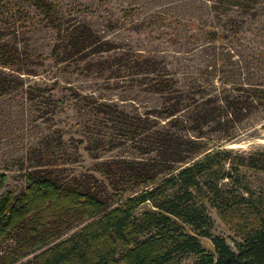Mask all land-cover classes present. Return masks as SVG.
<instances>
[{"label": "trees", "instance_id": "trees-1", "mask_svg": "<svg viewBox=\"0 0 264 264\" xmlns=\"http://www.w3.org/2000/svg\"><path fill=\"white\" fill-rule=\"evenodd\" d=\"M260 1L213 0L217 24L181 57L121 46L53 0H0V115L56 124L74 110L96 158L65 180L78 151L59 153L60 168L48 139L51 153L20 167L25 189L0 194V245L22 252L0 247V264H264V143L244 145L264 129V29L239 14ZM116 149L130 154L101 155ZM210 209L243 236L236 248L212 233Z\"/></svg>", "mask_w": 264, "mask_h": 264}, {"label": "rangeland", "instance_id": "rangeland-1", "mask_svg": "<svg viewBox=\"0 0 264 264\" xmlns=\"http://www.w3.org/2000/svg\"><path fill=\"white\" fill-rule=\"evenodd\" d=\"M53 1L58 2L65 9L68 16L89 21L95 30L121 46L136 44L150 51L162 49L166 52H175L181 57H189V53L193 52V49L199 48L198 46L201 45V42L206 37L207 31L212 30L219 20V16L216 15L211 7L213 0ZM243 11L249 13L244 15V13L239 12L243 19L246 17V20L251 22L253 27L258 25L264 29L263 2L260 1L253 9ZM248 24H246V28ZM190 35H192V38L189 39ZM246 35L250 36L249 32H246ZM216 45L220 46L222 44L218 42ZM205 48L207 46L202 49ZM219 49L221 50L222 48L220 47ZM259 49L264 50V43L261 44ZM195 52L197 53L198 50H195L192 54ZM70 81L71 85H78L83 89L93 90L99 94L95 80L90 79V77L88 79L84 74H79L78 76L75 74ZM100 91L111 99H118V91L116 89L103 88ZM44 121L45 118L37 120L34 116H28L20 122L16 114L6 115L4 113L0 115V172L6 173L8 176L0 194L12 191L17 195L25 189L27 186L23 174L25 170L22 171L20 167L23 165V168H29L34 159H37L36 155L40 152L45 153V155L51 153L49 143H45L48 139H54L51 145L55 146V150L54 157L50 158L51 160L46 159L57 163L60 168L63 167V161L61 160L63 158L59 157V153L62 151L70 153L78 151L79 160L70 164L69 171L63 173L64 176L68 174L65 180H69L81 170L88 169L90 171L96 158L93 157V152L85 149V143L78 144L79 134L76 132L77 127L74 123L76 121V112L74 110L67 111L61 118H56V124L52 123L53 125L49 121ZM67 124L68 128L69 125H73V127L70 128L69 133L64 134L62 143L65 145L60 144L59 147H56L57 144L55 143L60 141L62 129L64 127L67 128ZM251 133L256 132L252 131ZM257 133H259L260 137L256 139L250 138L252 141L244 144L245 147L251 143H253L252 146L264 143V129L259 128ZM64 147L65 149H63ZM119 151L121 152L123 149L102 151L101 155L106 158ZM121 153L130 154V152L125 151ZM109 195L110 191L107 189L104 197L108 198ZM120 199L122 198L120 197ZM120 199H114L113 205H117ZM209 212L213 222L212 233L224 236L226 241L233 248H236L237 243L242 240L243 236L237 233L232 223L222 219L215 209H210ZM78 229L79 226L72 228L67 235ZM18 246L19 244H17L15 238H9L0 245L3 251L12 250V252L18 251L20 253L22 251ZM41 251L18 256L16 263L29 260ZM194 261V255L179 253L176 255L175 264H193Z\"/></svg>", "mask_w": 264, "mask_h": 264}]
</instances>
